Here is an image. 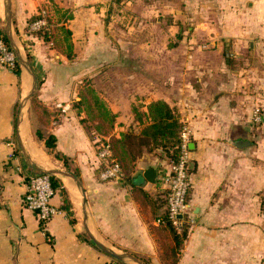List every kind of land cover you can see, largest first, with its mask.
<instances>
[{
  "label": "crops",
  "instance_id": "obj_1",
  "mask_svg": "<svg viewBox=\"0 0 264 264\" xmlns=\"http://www.w3.org/2000/svg\"><path fill=\"white\" fill-rule=\"evenodd\" d=\"M102 3L9 0V35L22 61L18 72L0 65V264H117L89 236L115 252L161 264L156 258L167 233L156 214L165 210L162 176L170 161L159 150H143L122 179L100 181L97 155L102 139L117 138L129 126L138 133L132 105L155 100L173 108L191 131L187 209L181 217L187 234L173 264H264V116L258 107L264 104V0H189L190 31L210 34L192 42L214 47L207 56H190L189 72L159 76L170 56L160 55L149 68L156 77L141 71V86H134L133 75L114 72L129 62L113 46L112 78L131 80L112 87V103L110 97L103 101L111 90L98 84L99 68L109 58L99 46L90 49L87 40L79 41L101 28ZM50 6L62 12L57 25L71 32V57L61 44L26 35L41 11L51 19ZM6 15V0H0L5 37ZM85 78L115 115L112 134L98 132L100 120H90L79 105L88 88ZM36 131L55 137V151L67 158L68 168L47 152ZM146 170L154 172L151 181L143 176ZM46 172L60 186L50 201L56 213L40 222L23 199L28 179Z\"/></svg>",
  "mask_w": 264,
  "mask_h": 264
},
{
  "label": "rangeland",
  "instance_id": "obj_2",
  "mask_svg": "<svg viewBox=\"0 0 264 264\" xmlns=\"http://www.w3.org/2000/svg\"><path fill=\"white\" fill-rule=\"evenodd\" d=\"M101 6L102 13L99 17L101 20V28L93 29V31L91 30L85 33V36L84 34L81 35L82 40L80 39L79 41L86 42L87 40L90 49H95L99 46L100 54L104 58H109L108 61L102 63L99 68L102 70V73L100 74L101 77L98 84L111 90V92L108 91L109 96L106 94V101L100 96L105 103L108 102L109 97L111 99L109 102L112 103L113 86L119 85L120 82L124 85L131 80V78L124 79L122 76L112 78V75H114L112 69L115 68V66L112 65L113 46H118V48L121 47L124 59L129 62L128 65L124 63L123 70L116 68L114 72H118L121 75L125 73L133 75L132 79L134 80V86H141V71L146 75L150 73L156 77V74H158L156 70L152 71L149 68L154 66L153 63L156 65L157 60L155 59H157V56L170 55L168 58L169 60H165L166 62H164L163 74L160 75L159 72V76L166 78L167 76L172 77L178 70L179 72H189L190 69L187 61L190 60V56L202 54L207 56L214 50V47L211 45L197 46L196 43L192 42L195 38H201L202 35L198 36L194 30L191 29L190 31L189 29V0H103ZM56 9L57 8L52 6L48 9L51 14L50 20L52 22L50 29L52 36L50 40L54 45L61 44V46H65L66 48L68 42L65 40V33L62 29L63 26L57 25V22L59 19L63 18V15L60 9ZM213 32L214 31H212V33ZM79 34H81L80 31ZM209 35L204 34L202 38L208 39ZM71 38L70 36L68 40L70 41ZM222 51L223 46L220 45L218 47V54H220V56ZM105 53L106 56H104ZM172 56H177L175 57L177 60L175 63L171 62L173 61L171 58ZM160 63L162 64V61ZM117 64L120 66L122 63ZM172 65L175 67L173 68ZM214 66H216V63ZM172 70L174 71L172 72ZM164 72H166V75ZM181 75L176 77H182ZM185 76H183L185 78L183 81L184 84H190L186 82L189 74L186 73ZM83 85L84 87L92 86V79L85 78ZM139 89L140 88H138V90ZM137 98L142 97L140 96ZM139 103L138 101L137 104ZM258 107L261 110H259V113L263 117L264 104L260 103ZM102 127V131L105 133L109 131L108 133L112 134V129L108 128L106 124L102 125ZM261 133H264L262 129ZM110 137L112 138L111 135L108 136V138ZM136 258H140L141 260H139L142 262L148 261L144 257ZM175 259L176 256L170 253L169 240L167 238L163 252L158 254L156 260L161 264H173ZM110 260L114 261L112 258Z\"/></svg>",
  "mask_w": 264,
  "mask_h": 264
},
{
  "label": "trees",
  "instance_id": "obj_3",
  "mask_svg": "<svg viewBox=\"0 0 264 264\" xmlns=\"http://www.w3.org/2000/svg\"><path fill=\"white\" fill-rule=\"evenodd\" d=\"M38 17L39 16L37 15L34 19ZM67 18H69V16H67ZM51 26L52 22L48 18L47 24L43 28L34 32H28L26 29V35H28L29 37H37L45 42H50V38L52 36L50 31ZM62 29L65 33V40L68 42L66 45V48L68 49L67 56L71 57L72 44L68 40V38L71 36V32L63 27ZM0 37L9 47L8 40L3 35L1 30ZM30 42L31 40L27 41L28 44H30ZM13 70H15V72H18L17 67H15ZM36 85L39 86L40 81H38ZM79 105L80 107L86 109V115L90 120H100V125H95V129L102 134H108V132L105 133L104 131H102V125L106 124L108 128H112L115 121V115L110 113V111L106 108L104 102L92 91L90 87L87 88L86 94L81 96ZM142 106H144L145 108L142 109ZM131 112L137 125L141 126L140 131L138 133H135L133 127L129 126L126 131H122L121 133H119L117 138L110 137L109 144L111 149V157L99 160V172L107 165L112 164V162L115 161L121 166L125 176L129 171H131V169H133L135 161L140 157L143 150H147L148 152L159 150L162 152L163 156L170 162H174L177 159L179 131L182 126L181 122L179 121L177 112L174 111V109L171 108L163 100L151 101L146 105H142L140 103L133 104L131 107ZM35 134L38 140L42 142L47 152L53 154L56 159L62 162L64 167L68 168L67 158L60 155L59 153H56L55 151V137L52 135L44 136L40 131H36ZM103 142L104 139H102L98 143V149H100V146L103 144ZM49 178L55 194L56 189L59 188L60 185L53 175H49ZM62 195H64L63 191ZM64 202L66 204V208H68L66 199H64ZM164 202L165 210H160L156 214V219L160 221L164 230L167 232L170 253H172L173 256H177L183 244V240L186 238L187 228L182 222L178 229L170 223V221L167 219L166 197ZM157 206L161 208L164 206L162 200ZM115 262L117 264H121L120 262ZM144 262L150 264L148 261Z\"/></svg>",
  "mask_w": 264,
  "mask_h": 264
},
{
  "label": "built area",
  "instance_id": "obj_4",
  "mask_svg": "<svg viewBox=\"0 0 264 264\" xmlns=\"http://www.w3.org/2000/svg\"><path fill=\"white\" fill-rule=\"evenodd\" d=\"M41 17L28 26V32H34L47 24L46 11H41ZM0 65L8 69L17 66V59L13 50L6 45L0 37ZM257 112V111H256ZM255 121H259L256 115ZM191 131L187 125H182L179 131L178 156L174 162H170L169 170L162 176V186L165 191L167 219L175 227L179 228L181 218L187 209L186 195L189 187L188 164L190 161ZM99 160L111 157L109 138L104 139L98 151ZM124 176L121 166L113 161L99 172L100 181H119ZM54 195L50 183L49 174L39 173L28 179L24 206L35 212L40 222L48 221L55 213L56 208L51 204ZM160 222V221H159Z\"/></svg>",
  "mask_w": 264,
  "mask_h": 264
},
{
  "label": "water",
  "instance_id": "obj_5",
  "mask_svg": "<svg viewBox=\"0 0 264 264\" xmlns=\"http://www.w3.org/2000/svg\"><path fill=\"white\" fill-rule=\"evenodd\" d=\"M8 6H9V0H6V23H7V34H6V38L8 40V43H9V47L13 50L15 56H16V59L17 61H22V58L19 54V50L17 49V47L13 44L12 42V39L10 38V35H9V25H10V22H9V11H8ZM35 80V78H34ZM34 90H35V84L32 86V89L31 91L29 92V94L27 95V98L25 100H28L34 93ZM55 173H58L60 175H70L68 173H65V172H60V171H55ZM45 174H49L48 172H46ZM154 175V172L152 170H146L144 171L143 173V176L148 180V181H151L152 177ZM71 176V175H70ZM182 216L179 215V218H181ZM90 239L92 240V242L100 248V250L106 254L108 257L114 259L115 261H118V262H124V263H128V264H131V263H134V264H145L144 262L140 261L138 258H136L134 255L132 254H129V253H118V252H115L114 250H112L111 248L105 246L104 244H102L101 242H99L98 240H96L93 236H89Z\"/></svg>",
  "mask_w": 264,
  "mask_h": 264
}]
</instances>
